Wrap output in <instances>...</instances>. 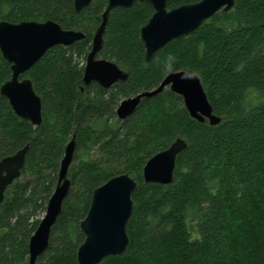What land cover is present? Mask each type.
Wrapping results in <instances>:
<instances>
[{"label":"trees","instance_id":"trees-1","mask_svg":"<svg viewBox=\"0 0 264 264\" xmlns=\"http://www.w3.org/2000/svg\"><path fill=\"white\" fill-rule=\"evenodd\" d=\"M199 0H167V8ZM107 0L80 11L73 0H0V21L51 19L85 37L56 45L22 74L41 97L38 126L14 114L0 93V160L29 145L21 175L0 205V264H27L29 240L54 191L66 144L75 152L70 188L35 264H77L80 222L92 191L112 176L137 181L125 253L99 264H264V0H234L194 32L145 60L140 28L153 13L147 2L109 12L99 57L128 73L103 88L83 82L86 57ZM196 74L216 125L192 118L182 97L165 88L144 98L125 119L124 98L153 89L171 71ZM11 77L0 52V87ZM20 77V78H21ZM187 146L173 181L145 183L142 169L176 138Z\"/></svg>","mask_w":264,"mask_h":264},{"label":"water","instance_id":"water-1","mask_svg":"<svg viewBox=\"0 0 264 264\" xmlns=\"http://www.w3.org/2000/svg\"><path fill=\"white\" fill-rule=\"evenodd\" d=\"M92 1L73 0L74 9L80 11ZM137 1L147 2L153 8V13L140 28L146 61L154 59L169 42L194 32L216 12L229 11L234 5V0H199L169 9L167 0H107L101 22L92 38L91 50L86 57L83 72L85 85L96 82L103 88H109L127 79V71L114 61L98 55L103 47V34L109 12L117 7H131ZM84 37L85 34L81 30L64 29L51 19L24 20L17 23L0 21V52L10 63L11 69V77L1 85L0 93L8 100L15 115L34 126L41 124V97L35 92L31 79L21 75L30 70L48 49L56 45L69 46ZM165 88L182 97L192 118L200 122L207 121L210 125L221 121V118L213 113L200 78L184 70L171 71L155 88L122 99L116 109L117 118H127L136 110L142 99L155 96ZM75 146L73 136L65 146L56 187L30 237L27 264H35L48 247L52 226L60 215L69 192L70 180L67 173L73 161ZM186 146V141L178 137L167 148L149 157L142 169L144 182L171 183L176 158ZM28 150L27 144L0 160V205L8 186L20 177ZM136 186L137 181L133 177L128 173H121L93 189L87 213L79 225L84 240L77 248V264H99L107 257L125 253L129 244L126 226L133 213L132 193Z\"/></svg>","mask_w":264,"mask_h":264}]
</instances>
